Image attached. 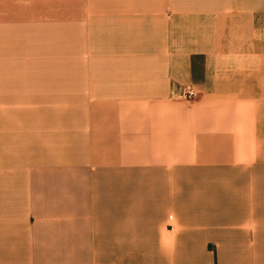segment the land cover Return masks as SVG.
I'll return each instance as SVG.
<instances>
[{"label":"crops","instance_id":"obj_1","mask_svg":"<svg viewBox=\"0 0 264 264\" xmlns=\"http://www.w3.org/2000/svg\"><path fill=\"white\" fill-rule=\"evenodd\" d=\"M0 264H264V0H0Z\"/></svg>","mask_w":264,"mask_h":264},{"label":"built area","instance_id":"obj_2","mask_svg":"<svg viewBox=\"0 0 264 264\" xmlns=\"http://www.w3.org/2000/svg\"><path fill=\"white\" fill-rule=\"evenodd\" d=\"M196 96V93L192 89L188 88L184 90L182 97L187 100H193Z\"/></svg>","mask_w":264,"mask_h":264}]
</instances>
